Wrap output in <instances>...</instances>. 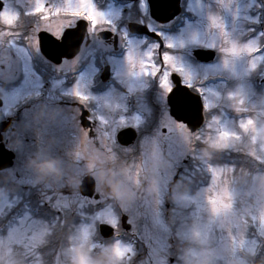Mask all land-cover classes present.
Here are the masks:
<instances>
[{"label": "flooded vegetation", "instance_id": "1", "mask_svg": "<svg viewBox=\"0 0 264 264\" xmlns=\"http://www.w3.org/2000/svg\"><path fill=\"white\" fill-rule=\"evenodd\" d=\"M48 2L50 5L62 6L64 0ZM96 2L98 7L112 14L115 24L111 30L97 29L93 32L87 21L63 15L53 14L48 21L42 20L39 15H25L35 6L34 0H0V14L5 15V18L11 19L8 13H20L14 26L9 27L5 23H0V88H2L0 123L11 121L8 128L1 133L2 141L7 148L15 152L14 166L19 159L17 148L24 144L18 136L30 133L29 136L32 138H25L32 140L34 144L26 147V150H37V154L32 155L37 158L35 184L37 192L41 194L44 191L42 187L49 186L48 184L54 187L62 180L57 171L59 161L53 159V152L58 150L66 152V183L71 188V195L66 196V207L70 217L77 216L80 220L102 212L108 205L110 197L118 198L127 193L131 196L135 189L129 186L118 192L106 185L104 178L102 179L106 166L121 173L125 166H135L134 161L142 153H151L156 162L146 170L153 183L150 185L151 188L148 187L149 191L146 190L143 194L147 195L148 201L156 198L163 202V216L170 218L175 215V208L179 204L175 196H180L185 187L189 188L194 183L196 186L191 188L197 189L199 186L197 182L199 175L194 176L196 173L192 172L194 166L199 163V149L204 146V143L199 141V130L207 125L212 111L216 109L211 107L207 112L206 91L201 92L199 89L206 83L229 81L225 73L217 72L199 82V62H214L223 56L222 53L227 56L216 48L193 42V39L199 42L197 31L199 7L200 10L204 7L206 14H211L217 25L223 27V31L224 25H227L228 31L225 33L227 35H222L225 39L221 40H226V36L229 39L232 34L241 43L255 38L261 45V53H264V35L260 34L264 32V9L254 7L259 0H96ZM250 8L253 14L260 12L259 20L255 23L249 12ZM5 9H9L7 14H4ZM68 19L72 20V26L65 29L62 38L57 39L51 30H46L48 27L55 29L61 22L66 24ZM191 25L193 32L188 28ZM187 29L189 34H186ZM183 31L185 34L181 33ZM125 32L132 42L131 46L137 49H146L152 43L159 42L160 48L157 49L156 57L158 63H162L164 51L174 53L183 63L185 58L195 63L196 75L191 86L185 83L179 74L174 73L172 91L180 84L189 89L195 102L199 96L201 97L204 105V122L200 128L199 124H196V129L191 130L187 122L179 118V115L186 116L184 107L179 106V112L176 114L178 117L173 114L170 100L172 91L168 92L160 86L159 76L134 79L128 75L125 52L131 46L129 40L125 38ZM186 36L191 42L190 45L165 47L167 40L182 38L186 41ZM12 41L16 43L13 44ZM199 48L214 51V57L199 60L195 55ZM258 63L259 66L253 73L257 90H261L264 84L262 75L264 61ZM22 82L30 86L28 91L20 96L19 101L14 100L11 106L9 104L12 112L2 111L5 104L3 94L10 95L3 92L4 89ZM77 88L87 93L90 99L81 101L75 94ZM190 102L192 103L191 100ZM35 106L37 119L30 120L31 128L25 131L28 126L20 123L28 119L24 111ZM228 108L230 112L226 116L232 120L250 116L246 111H236L235 107ZM136 114L141 117L139 124L135 123ZM89 116L92 117L91 120L88 119ZM181 123L184 126H181ZM32 129L37 130V135H31ZM186 148L187 152L182 157ZM106 153L114 155V162L106 164L104 159ZM230 154L233 158L231 162L233 167L243 166L250 174L264 173V160L261 159L260 162L255 156L252 157L251 152L244 150L238 153L235 150L230 151ZM32 155L30 152L26 158ZM86 180L89 184L83 193L81 184ZM27 184L31 185L30 182ZM136 185L134 184V187ZM139 187L140 192L141 185ZM94 191L99 193L98 199L95 195L92 196ZM114 203L118 217H126V226H122L120 221L118 227L113 230V235L109 237H105L99 227L97 243L102 245L106 241L116 240L130 244L136 249V256L131 264H136L145 256L153 262L164 260L163 264H180L181 261L183 264L180 252L185 249L187 243L184 239L178 240L171 228L167 230L162 228L163 232L157 228L162 234L167 235V238L161 237L160 241L163 238L166 241L162 240L160 246L157 245L159 241L146 244L139 232L129 223V214L124 211L126 209L120 206L117 199ZM180 207L178 205V208ZM158 208H161L160 202ZM155 210L152 209L151 213L154 214ZM152 233L156 240L158 236H162L159 232ZM58 247V242L51 241L41 245L40 249L45 251L44 262L52 264ZM48 248L54 251L52 255L49 254ZM258 249L259 252L253 258L248 253L247 264H264V244ZM94 251L96 252L95 248Z\"/></svg>", "mask_w": 264, "mask_h": 264}, {"label": "rangeland", "instance_id": "2", "mask_svg": "<svg viewBox=\"0 0 264 264\" xmlns=\"http://www.w3.org/2000/svg\"><path fill=\"white\" fill-rule=\"evenodd\" d=\"M6 12L8 13L9 9H5L4 14H7ZM198 12L200 14L197 26L199 45L208 47L214 45L217 50L221 51L222 48L228 47L232 41H237V37L232 33L229 39L226 36L227 41L221 40L225 39L222 38V35H227L225 33L228 28L226 32L223 31V27L217 25L214 17L211 14H206L204 7L201 10L199 7ZM188 28L193 32L192 25ZM189 29L186 30V34H189ZM181 33L185 34V31ZM190 43L186 36L185 46ZM222 55L221 58L211 63L199 62V82L208 79L210 75H215L217 72L225 73L229 81L217 84L206 83L204 87H200L206 91L207 112L211 107L216 109L212 111L211 115L213 116L210 115L207 125L201 131L199 130V141L204 143V146L199 149V163L192 169V172L196 173L193 174L194 176L199 175L197 189L191 188L196 186L194 183L189 188L185 187L180 196H175V200L177 199V202L179 200L178 205L181 207L178 208L177 205L175 215L167 218L163 216V202L156 198L148 201L147 195L143 194L146 193V190L149 191L148 187L153 183L146 170L148 166L150 168L151 164L156 162L151 153H142L134 161L135 166L127 165L121 173L116 172L115 169L110 170L106 166L105 175L102 177L105 184L118 192L121 189L129 188V186L135 188L132 195L127 193L118 198L110 197L108 205L102 212L96 216L90 215L85 220L77 219V216L70 217L66 207V197L60 200L64 216L60 223L54 225V230L44 238L42 244L50 241L59 243L58 252L55 254L56 257L52 264L132 263L136 253L124 258L117 256L116 240L106 241L102 245L96 240L99 237L98 223H106L110 217L118 218L120 223V216L118 217L113 205L116 199L120 206L126 209L124 211L129 214V221H131L133 229L139 232L146 244H151V241H159L157 245L160 246L162 240L166 241L164 238H167V235L161 233L164 228L166 230L171 228L176 233L178 240L184 239L187 243L185 249L180 252L183 264H247L248 253L253 258L259 252L258 247L264 244V173L250 174L243 166L233 167L230 163L233 162L230 151L236 150L241 153L245 150L251 152L252 157L255 156L260 162L261 159L264 160V84L261 90H257L253 73L255 69L249 72L248 57L236 59L223 53ZM226 59L227 66H225ZM184 64L195 70V63L188 58H185ZM28 87L30 86L22 82L5 88L3 92L10 93V95L3 94L5 104L2 111L12 112L11 104H14V100L19 101L20 96L23 93L25 95L28 91ZM233 92L237 94V97H244L245 105L243 107L249 109L246 112L250 113V116L256 121V124L250 126L248 131L240 128V120L245 118L232 120L231 117L226 116L230 112L228 107H240L236 100L229 95ZM24 113L28 115L27 123L22 121L20 123L28 126L25 128L26 131L27 128H31L30 120L37 119V106L29 110L26 108ZM225 130L233 134L240 133V138L235 135L230 138H222L220 133ZM30 132L31 135H37V130L32 129ZM29 135L30 133L18 136L24 143L17 148L19 159L14 166L12 165V168L0 172V176H2L0 177V214L4 211V204L10 202L9 196L12 193L7 191V188L11 187L9 184L20 187V189L25 184L26 187L31 186L29 191L37 193V184H35L37 183V158L32 155H36L37 150H26V147L34 144L32 140L26 139L27 137L32 138ZM254 136L255 139H253ZM30 152L32 157L26 158ZM186 152L187 148L182 157ZM53 154V159L59 161L57 171L62 180L58 179L59 182L54 187L50 184L42 187L44 190L42 193L46 192L47 187H53L52 189L57 193L61 189L70 193L71 188L66 183V152L62 153V150H58ZM113 156L105 154L106 164L114 162ZM239 161L238 163L242 162ZM17 172H19L18 175H16ZM3 180L4 183H2ZM28 182L31 185L27 184ZM134 184H137L136 187ZM25 197H29L28 192L22 190V200ZM131 198L133 200H130ZM158 202H160L161 208H158ZM18 207H21L22 211L16 207L7 216L0 218V225L4 227V230L19 215L31 210V207L29 210L22 203ZM152 209H156L154 214L151 213ZM251 225H255V228H251ZM45 227L46 225H37L36 233L31 238H26L22 232H17L12 239L6 237L0 240V264H49L44 262L45 251L35 248V244L39 243L42 238ZM157 228H160L161 232ZM152 232H159L162 236H158L159 239L157 237L156 240ZM161 237L164 238L160 241ZM16 240L24 242L25 250L14 249L13 244ZM120 245L122 247L131 246L125 244L124 241L120 242ZM48 252L52 255L54 251L48 248ZM146 257L139 259L136 264L164 263V260L163 262L157 260L155 263ZM179 263L181 264V261Z\"/></svg>", "mask_w": 264, "mask_h": 264}, {"label": "snow or ice", "instance_id": "3", "mask_svg": "<svg viewBox=\"0 0 264 264\" xmlns=\"http://www.w3.org/2000/svg\"><path fill=\"white\" fill-rule=\"evenodd\" d=\"M35 6L25 15H39L40 18L44 21L50 20V18L55 14L56 16H65L69 18L75 19H83L88 22L90 25V30L95 32L97 29L99 31L111 30L114 27L115 21L113 19L112 14L98 7L96 0H64L62 6L50 5L48 0H34ZM259 9H264V0H259V2L254 6ZM251 17H253V23L259 20L260 12L252 13L251 8L249 9ZM8 16L11 19L5 18V15L0 14V23H5L9 25V27L14 26L19 19L20 13L12 12L8 13ZM72 26V20L68 19L67 23L61 22L59 26L55 29L48 27L46 30H51L57 39L62 38L63 33L66 28H70ZM255 29H252L254 31ZM224 31H227V25H224ZM163 36V33H158ZM264 35V32L260 33ZM125 38L129 40V45L131 46L132 42L128 37V33L125 32ZM26 39V37H24ZM194 43H199L195 39H193ZM11 43H16V41H12ZM186 41L182 38L179 40L169 39L166 41L165 47L167 48H177L183 47ZM215 48V46H212ZM160 48L159 42H154L146 49L140 48L137 49L134 46L128 47L125 52V60L127 63V73L130 77L134 79H142L144 77H157L159 76L160 86L164 88L166 91H172V76L174 73L179 74L185 83L191 86L192 81L195 78L196 72L193 68L187 67L181 60L177 58V56L169 51H164L162 53V63L157 62V49ZM221 51L227 54V56L240 59L244 57L249 58V72L256 69L259 66L258 61H264V53H261V45L254 38H250L244 40L243 43L240 41H232L228 47L222 48ZM228 61L225 60V66H227ZM201 92H204V89H199ZM77 96H79L81 101L89 100L90 97L87 93L81 92L79 88L76 89ZM231 98L235 99L237 104L240 106L236 109V111H248L245 105L244 97H237L236 93L229 94ZM208 107V104L205 103V108ZM89 120L92 119L91 116L88 117ZM140 115L136 114L135 123L139 124ZM256 121L253 117L248 116L245 119L240 120V128L244 131H248L250 126L255 125ZM181 126H184L181 123ZM167 131L170 129L165 125ZM91 130V129H89ZM163 132V129H162ZM222 138H230L232 135H235L237 138H240V133H230L222 131L220 133ZM255 139V136L253 137ZM7 148L5 145H0V162L3 161L5 153L7 152ZM29 187L22 185L21 189L14 194H10L9 203L4 204V211L0 214V218L7 216L12 210L20 205L22 202V190L24 192H28L30 198L33 196L36 199V206L38 208V212L33 213L32 211H25L22 215H19L14 222L10 223L6 230L4 227L0 225V240L4 238L12 239L17 232H22L26 238H31L36 233L35 227L37 225H46L42 238L39 243L35 244V248L37 250L40 249L41 245L44 242V238H46L52 230H54V225L61 222V218L64 216V211L62 210V206L59 201L64 199L66 196H70L71 194L65 192L61 189L60 192H54L53 189L49 188L43 194L37 192L32 193L29 191ZM95 195L96 198H99V193L93 192L92 196ZM83 196V193H81ZM118 218L110 217L108 222L101 223L100 227L110 226L112 229L118 226ZM131 223V221H129ZM251 228H255V225H251ZM135 234V232H134ZM14 249L16 250H25V244L22 241L16 240L13 244ZM116 255L119 257H130L135 254L136 249L131 246H121L120 242H117L116 245Z\"/></svg>", "mask_w": 264, "mask_h": 264}, {"label": "water", "instance_id": "4", "mask_svg": "<svg viewBox=\"0 0 264 264\" xmlns=\"http://www.w3.org/2000/svg\"><path fill=\"white\" fill-rule=\"evenodd\" d=\"M195 55L199 57V60H209L214 57V51L199 48L198 50L195 51ZM170 100L174 110V111L172 110L173 114L175 115L178 114L179 106L185 108L186 116L183 117L182 115H179L180 116L179 118L184 119V121L187 122L191 130H195L198 124L199 127L202 125L204 120V115H203V104L200 96L199 99L195 102L189 89L186 86L184 87L183 85L178 84L172 91L170 95ZM190 100L192 101V103L190 102ZM10 124L11 121L10 122L3 121L0 123V145H5V143L2 141L1 133L4 132ZM7 150L8 151L5 153L3 161L0 162V169L9 167L13 164L15 153L8 148ZM91 182H92L91 183L92 186L93 181L91 180ZM88 184H89L88 180L83 181V183L81 184V191L83 193L85 192L84 189L88 187ZM125 219L126 217H123V221H125ZM112 230L113 229L110 226L101 227V232L105 236L111 235Z\"/></svg>", "mask_w": 264, "mask_h": 264}, {"label": "trees", "instance_id": "5", "mask_svg": "<svg viewBox=\"0 0 264 264\" xmlns=\"http://www.w3.org/2000/svg\"><path fill=\"white\" fill-rule=\"evenodd\" d=\"M17 152H19V151H17Z\"/></svg>", "mask_w": 264, "mask_h": 264}]
</instances>
